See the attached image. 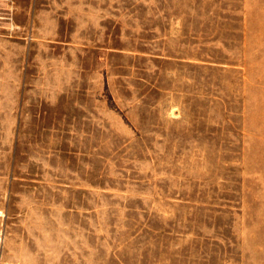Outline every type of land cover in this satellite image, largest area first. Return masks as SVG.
I'll list each match as a JSON object with an SVG mask.
<instances>
[{"label":"rangeland","instance_id":"374dc122","mask_svg":"<svg viewBox=\"0 0 264 264\" xmlns=\"http://www.w3.org/2000/svg\"><path fill=\"white\" fill-rule=\"evenodd\" d=\"M0 264H264V0H0Z\"/></svg>","mask_w":264,"mask_h":264}]
</instances>
